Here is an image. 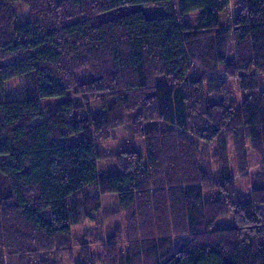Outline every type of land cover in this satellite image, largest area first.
Returning <instances> with one entry per match:
<instances>
[{"label":"trees","instance_id":"1","mask_svg":"<svg viewBox=\"0 0 264 264\" xmlns=\"http://www.w3.org/2000/svg\"><path fill=\"white\" fill-rule=\"evenodd\" d=\"M21 1L0 0V90L34 82L0 99V264H57L76 224L96 221L102 235L116 218L125 228L102 243L108 264H264V0H235L236 18L234 0H26L22 21ZM200 9L196 28L180 19ZM128 123L146 155L114 151L121 172L101 175L99 144ZM219 138L239 173L249 149L261 161L249 201L234 174L200 164L196 140ZM108 194L118 210L100 220ZM87 252L79 264H95Z\"/></svg>","mask_w":264,"mask_h":264},{"label":"rangeland","instance_id":"2","mask_svg":"<svg viewBox=\"0 0 264 264\" xmlns=\"http://www.w3.org/2000/svg\"><path fill=\"white\" fill-rule=\"evenodd\" d=\"M26 0H22L20 4L17 5V13L19 15L20 20H27L30 17L29 7ZM232 17L236 18V14L240 8L239 2L233 3ZM203 14V10L189 12V14L181 15L180 19L188 25H192L196 28L199 24L200 17ZM86 73V72H85ZM204 73V69L202 70L200 67H194L193 76L195 78H202ZM84 73H81V78L85 79L88 77H82ZM260 83H262V88L264 89V75L258 78ZM230 89L228 91L229 98L233 102V106L238 109L241 107L245 99V95H243L240 90V85L236 80H229ZM34 82L30 77L24 78H14L9 81L3 91L0 90V99L3 98H14V97H24L27 95L31 89L33 88ZM73 97L74 99L80 100V96H76L74 93L70 92V94L66 98ZM45 118H47L49 114V110L44 113ZM41 118H37L40 120ZM131 124L128 123L124 127H118L113 132V137L110 141H105V143L99 144L100 151L102 153V160L99 162V168L101 175L107 174L110 172L111 174H118L121 172L120 168L117 167L115 158L111 155L114 151H120L124 149H131L132 151L140 152L146 155V144L143 138H135L132 133H130ZM170 128L169 125L161 123V122H149L146 125V128L149 130L150 128ZM223 137V136H222ZM76 137L71 136L67 140L69 144L75 143ZM199 141L201 152L203 153L201 156L200 164L202 167L207 169H214L215 178H220L223 174H221V170L226 172L228 170L229 174L233 175L236 179V183L238 184V196L242 201H249L252 199V185L251 181L255 180L257 176L262 174L261 170V161H259V157L254 150H250L249 158L247 161L250 165L249 170H247V174L239 173V157L236 151L235 146L233 147L232 143L224 145L223 138H219L216 143L213 144H204L203 141ZM213 154L215 158H212ZM218 163V164H217ZM220 163V164H219ZM216 166L214 167V165ZM219 165V166H218ZM218 167V170L217 168ZM216 168V169H215ZM113 197V196H112ZM107 197L105 200V206L102 211L99 212L100 220L105 219L108 215L113 214L116 209V204L114 198ZM235 222L234 218H222L221 225H232ZM98 222L91 220H86V222H80L75 225L73 232L74 235L77 236L76 241L74 242V248L69 254L68 251H64L62 253H57L56 251L52 254L53 256L50 258L54 263L57 264H79V261H83L85 258V252L88 251L91 254V257L95 259V264H108V257L105 255V250L103 249L102 243L109 242L112 238L118 236V232L125 228L124 223L119 222V220H111L109 223H104V233L101 235L100 233H96ZM100 230V229H99ZM85 238H82L83 236ZM119 238V237H117ZM124 250H128V248H123ZM87 252V253H88Z\"/></svg>","mask_w":264,"mask_h":264},{"label":"crops","instance_id":"3","mask_svg":"<svg viewBox=\"0 0 264 264\" xmlns=\"http://www.w3.org/2000/svg\"><path fill=\"white\" fill-rule=\"evenodd\" d=\"M108 196H109V197H112V196H113L112 198H114L113 200H115L116 209H115V211L113 212V214H114V213H116V211L118 210V201H117V200H118V197H117L116 195H114V194L103 195V198H102V201H103V207H102V210H103V208H104V206H105V200H106V198H107ZM102 210H101V211H102ZM110 214H111V213H110ZM99 215H100V214L97 212V214H96L95 216L97 217V216H99ZM113 220H117V221H118L119 219L116 218V219H112V221H113ZM110 221H111V220H110ZM91 222H92V221H91ZM119 222H121V219L119 220ZM84 223H85V222H84ZM107 223H109V222H107Z\"/></svg>","mask_w":264,"mask_h":264}]
</instances>
